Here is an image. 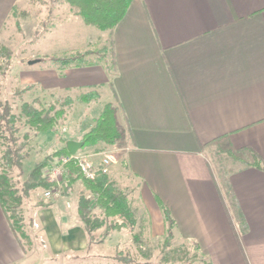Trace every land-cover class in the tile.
Masks as SVG:
<instances>
[{"label": "crops", "instance_id": "obj_1", "mask_svg": "<svg viewBox=\"0 0 264 264\" xmlns=\"http://www.w3.org/2000/svg\"><path fill=\"white\" fill-rule=\"evenodd\" d=\"M14 2L0 0V30ZM109 35L114 74L101 63L30 67L19 82L72 99L98 91L96 102L69 106L76 141L114 104L123 170L115 164L111 182L137 200L152 237L165 235L161 202L174 243L198 245L190 264H264V169L252 165L253 154L264 160V0H132ZM208 151L223 158L221 178ZM71 190L35 210L40 253L17 240L0 207V264L115 253L111 234L89 246Z\"/></svg>", "mask_w": 264, "mask_h": 264}, {"label": "rangeland", "instance_id": "obj_2", "mask_svg": "<svg viewBox=\"0 0 264 264\" xmlns=\"http://www.w3.org/2000/svg\"><path fill=\"white\" fill-rule=\"evenodd\" d=\"M109 36L107 31H101L94 26L85 24L77 9L66 0H15L0 30V101H9L12 112L16 114L19 113L23 102H32L33 100L38 101L39 105L36 103L38 107L52 108L51 113L61 108L66 111L64 120L60 118L53 131L35 133L31 129L23 127L20 123L16 124L19 130L16 136L20 137V141H22L24 133L28 134L24 148L27 156L22 163V171L15 167L6 168L4 171V175L9 179L7 187H10L13 191V197H10L8 204V215L13 216L15 221L17 220L20 227L18 235L24 246L30 250L39 253L44 250L38 227L34 226L33 216L39 204L50 202L45 201L42 194L44 190L50 189L52 186L46 189L41 187L32 189L26 196L22 192L23 182L27 179V175L34 165L44 159H47V163L50 164L52 160L59 157L54 156L55 152L64 146V141L73 138V133L67 126L71 117L68 112L69 106L65 102L67 97L62 96L61 93L47 96L46 93L35 88L23 92L22 88L25 85L19 82L18 72L30 67L33 69L52 67L49 63L50 57H62L73 52H89L86 57L87 61L104 64V59L109 61L108 58L110 57ZM103 57L105 58L103 59ZM30 60L38 61L29 65L27 62ZM98 95V91L90 90L76 95L74 99L81 101V97L85 96L89 99L87 103H90L96 102ZM70 99L72 102L74 101L72 97ZM110 105L114 108V104ZM75 116L77 117L78 113L73 118ZM62 128H65V131ZM80 150L96 154V161L99 159L100 152L112 151L118 157L116 165L123 170L121 166L123 150L118 141L114 145L97 143L94 146L83 147ZM207 156L219 178H221V171H223L222 167L224 166L222 156L214 155L210 151L207 152ZM117 166L113 165L110 172L106 174L109 182H111L113 174L117 173ZM46 168L43 169L42 175H45ZM2 171L3 164L0 159V173ZM111 183L113 184V182ZM66 184L67 181L64 178L61 192L64 194L69 188L72 189L73 207L82 195L91 199L90 193L85 190L79 180L72 182L70 186L68 185L69 187L65 186ZM116 185L114 184L118 188ZM126 198L135 219L132 228L126 227L113 230L111 226L116 219L105 217L93 203L90 206L89 215L92 218H99L103 224L94 231V240L89 242V246L92 248L97 243L95 241L104 239L111 234L114 236L113 242L117 240L113 244L118 243L114 254H109L110 256L107 258L101 256L93 258L91 255L95 254H86L89 258L79 256L69 261L66 260L68 256H65L59 257V261L64 260V263L67 264H96L108 261L126 264H183L185 256H188L189 259L195 257V249L189 242L174 243L172 239L170 245L165 246L164 236L162 238L152 237L148 232L146 214L140 211L142 208H139L136 204L137 200L131 196L129 197L128 194H126ZM77 219L79 220L78 215ZM80 224L82 226L81 222ZM23 234L27 237L23 238ZM176 245V249L180 250L181 253L184 251L191 254H173ZM180 245H183V248H180ZM38 264H42L41 261Z\"/></svg>", "mask_w": 264, "mask_h": 264}, {"label": "trees", "instance_id": "obj_3", "mask_svg": "<svg viewBox=\"0 0 264 264\" xmlns=\"http://www.w3.org/2000/svg\"><path fill=\"white\" fill-rule=\"evenodd\" d=\"M71 6L75 7L79 14L82 16L83 21L87 25L96 27L101 31H107L110 33L117 23L122 19L127 11L132 0H66ZM110 38V50L109 61L104 59V67L110 74L115 72V61L112 48V40ZM89 52H73L62 57H50L49 63L62 73V71L69 67H81L95 64L86 60ZM35 87L34 84L25 85L22 91L27 92ZM89 100L87 97L82 96L81 101ZM67 106H70L72 100L65 98ZM39 105L37 100L32 102H23L20 106L19 113L12 112V106L9 101H0V159L3 164V171L0 173V207L6 216L9 228L16 236L17 240L22 243V239L18 235L20 229L17 220L13 219V216L8 215V204L10 197H13V191L10 187H7L9 181L8 177L4 175L6 168L15 167L22 171V163L27 156L24 152L26 146L28 134L24 133L22 141L16 134L19 132L16 124L20 123L23 127H27L33 130L35 133H45L47 131H53L58 125L59 119H63L66 116V111L62 108L51 113L52 108L45 109ZM69 111V110H68ZM120 138V132L117 128L115 119V109L110 105H104L102 111L98 117L94 120L93 125L82 134L80 141L83 142V147L94 146L97 143H103L105 145H114ZM64 141V146L55 152L54 156L68 155ZM82 147V148H83ZM252 165L264 169V160L253 154ZM49 164L47 159L34 165L29 171L27 179L23 182L22 192L24 195H28L29 191L35 188H49L52 184L48 183L45 176L42 175L43 169ZM68 174L70 178L67 180L65 186L71 185L75 180H80L83 187L90 193L91 199L85 196H80L77 200V214L85 230L89 242L94 240V231L102 226V221L99 218H92L90 214L91 203L105 217L114 218L111 228H132L135 224L132 212L129 208L126 194L116 188L111 182L108 181L106 174H99L94 179L83 178L75 166L68 165ZM67 175V176H68ZM74 175L73 177H71ZM159 203L160 210L163 215L165 224L164 244L169 246L173 239V229L175 222L168 210V208L161 202ZM46 203L39 204V206H45ZM27 237L25 234L22 236ZM189 243L197 251L198 245L195 241H189ZM191 259L185 256V262L183 264H190Z\"/></svg>", "mask_w": 264, "mask_h": 264}, {"label": "built area", "instance_id": "obj_4", "mask_svg": "<svg viewBox=\"0 0 264 264\" xmlns=\"http://www.w3.org/2000/svg\"><path fill=\"white\" fill-rule=\"evenodd\" d=\"M62 130L65 131V128H62ZM99 155V159L96 161V154L78 150L74 155H62L52 160L44 175L47 182L52 184V187L43 191V199L54 201L61 198V187L64 178L70 174L69 164L75 166L83 178L94 179L99 174H107L118 161L117 154L112 151L100 152ZM34 226H37L35 222Z\"/></svg>", "mask_w": 264, "mask_h": 264}, {"label": "water", "instance_id": "obj_5", "mask_svg": "<svg viewBox=\"0 0 264 264\" xmlns=\"http://www.w3.org/2000/svg\"><path fill=\"white\" fill-rule=\"evenodd\" d=\"M38 60H30L27 63L29 65L37 62ZM66 149L68 151L69 155H74L78 150H80L83 147V142L82 141H76V140H66L65 142Z\"/></svg>", "mask_w": 264, "mask_h": 264}]
</instances>
